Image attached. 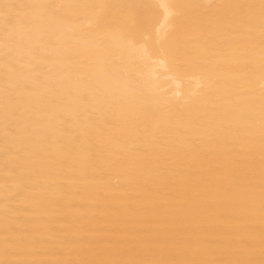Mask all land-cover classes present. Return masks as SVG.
<instances>
[{
	"label": "bare ground",
	"instance_id": "obj_1",
	"mask_svg": "<svg viewBox=\"0 0 264 264\" xmlns=\"http://www.w3.org/2000/svg\"><path fill=\"white\" fill-rule=\"evenodd\" d=\"M0 264H264V0H0Z\"/></svg>",
	"mask_w": 264,
	"mask_h": 264
}]
</instances>
